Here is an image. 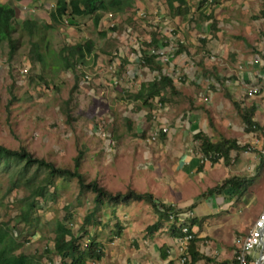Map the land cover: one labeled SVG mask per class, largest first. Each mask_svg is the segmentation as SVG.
I'll use <instances>...</instances> for the list:
<instances>
[{"label": "rangeland", "instance_id": "rangeland-1", "mask_svg": "<svg viewBox=\"0 0 264 264\" xmlns=\"http://www.w3.org/2000/svg\"><path fill=\"white\" fill-rule=\"evenodd\" d=\"M0 1L11 3L15 9V23L13 22L15 30L12 35L17 40L9 59L8 46L5 40H0V143L9 148L23 146L33 156L49 160L56 166L70 168L73 156L82 149L83 154L78 169L86 180L94 178L111 192H122L128 187L134 189L131 174L141 170L138 167L141 161L131 148L125 150L124 145L120 148L119 142L112 138L121 132L124 133L126 129V121L117 112L126 114L124 116L129 118L131 129L143 122L150 123V120L139 119L135 114L139 113L135 108L136 102H132L129 111H126L127 100H123L125 103L120 104L118 111L115 108L119 103L112 106L108 102V94L112 88H117L118 91L120 88L129 87L124 80L129 75L130 66H143L138 61L137 54L129 47V39L133 36L130 28L138 31L141 21L150 14L145 11V6L135 4V2L140 4V1L143 3V0H124L118 11H112L110 18L104 17L107 10L101 11V22L97 26L93 25L91 15L75 16L72 23H67L64 19L61 22L51 20L48 17V9L42 4L52 0ZM37 2H40L38 6L35 5ZM139 11H142L143 15H140ZM24 17L36 19V33L32 34L31 38L40 39L38 45L42 57L40 61L34 58L33 52L29 49V37L25 30L20 29L22 27L19 23ZM111 22L113 25H110ZM254 30L255 43L250 46L249 52L255 50L254 45L264 49V18L256 19ZM100 31H104V34L99 33ZM84 38H89L92 42V51L82 61H78L74 68H65L61 54H58L59 48ZM118 55L126 58L124 67L119 68V74L115 70L118 69L119 64ZM207 57V62L215 65L214 68L224 62L222 59H216L214 55ZM242 58L243 55L238 58L227 55L225 58L227 66L221 67V69L225 68V85L222 84L223 74L220 76L222 78L214 79L209 85L214 102L216 99L220 102L214 103L216 105L214 110L211 106L208 110L211 111L210 115L215 113L219 120L225 116V123L229 121L225 126V133L228 131L229 136L239 139L238 143L246 144V149L240 151L254 153L256 159L252 158L250 162H255L258 159V144L254 139L264 135V80L244 78L245 82H256L260 85V91L254 96L245 95L242 86L233 81L237 70L241 69L244 72L255 69L256 71L260 66H237L238 63H242ZM190 60L191 58L185 59L176 66H191L193 62ZM161 64L166 67L171 66L165 60V56L161 57ZM165 69L173 71L170 67ZM187 72L175 71L172 75L176 81L187 83V87L182 91L190 96L196 88L190 79L192 70ZM138 73L141 78L147 75ZM85 74L89 77L85 78ZM131 80L128 78L127 81L133 86L135 76ZM229 80L233 81L234 87H231L232 82L227 83ZM225 89L241 105L256 103L253 118L262 127V131H248L243 128L230 100L223 95ZM10 92L13 97H10ZM230 123L236 125L237 129L232 130ZM123 137L125 136L122 135L119 140ZM135 139L130 138V141L134 142ZM146 139H149L148 134ZM237 154L233 152V159ZM11 168L0 161V225L6 226L9 232L13 233L18 244L16 251L26 253L32 261L31 264L56 262L57 257L50 248L55 235V224L59 220L64 221L73 232L81 234L77 241L82 246L87 241V234H91L93 237H99L105 249L113 250L115 247L111 258L109 255H103L100 262L88 259L86 264H117L116 256L128 259L132 258V252L138 251V244L137 246L133 244L137 241L129 240L131 228L123 231V226L120 229L122 236L112 247L108 244L111 239L109 236L117 229L114 222L124 221L128 217L135 218L137 227L132 229L139 235L141 229L144 230V225L151 221L148 204L133 201L131 205L125 207L119 202L110 209V202L105 201L92 216V223H86L85 230H81L79 226L84 215L91 209L93 194L84 189L79 190L74 178L54 175L52 183L43 190L42 195L34 197V206L27 219H23L21 212L30 199L29 191L21 183L11 182ZM32 169L33 167L30 168ZM249 172L252 173L253 170L246 168L245 174ZM45 173L43 167L36 170L38 178L44 177ZM232 203L237 206L238 212L237 229L230 231V236L236 238L234 242L236 246L239 239L252 226L257 215L264 209V165L245 193L234 199ZM124 207L127 212L130 211L129 215L122 214L120 209ZM65 216L68 218L64 219ZM260 240L261 242L249 252L248 264H254L255 258L257 257L258 260L262 255L260 261L264 264V230Z\"/></svg>", "mask_w": 264, "mask_h": 264}, {"label": "crops", "instance_id": "crops-1", "mask_svg": "<svg viewBox=\"0 0 264 264\" xmlns=\"http://www.w3.org/2000/svg\"><path fill=\"white\" fill-rule=\"evenodd\" d=\"M166 2V0H143L140 4L135 2L136 5L145 6V11L150 14L141 21L138 31L130 28L133 36L129 39V47L134 50L138 59L139 46L143 45V42H149L152 37L158 50H161L159 55L165 56V60L171 65L168 67L173 71L166 70L165 68L168 67L162 66L160 61L163 72H170L176 91L166 90L164 99L160 100L156 95L149 98L148 103L143 102L141 97H133V92H136L142 83L150 80L157 70L150 66H130L129 75L124 80L129 87L120 88L118 91L117 88H112L108 94V102L112 106L119 103L115 108L118 111L123 100H127L126 111H129L132 102H136L135 108L139 113L135 114L139 116V119L149 118L150 123L143 122L131 129L129 118L124 116L126 114L117 112L126 121V129L124 133L112 135V138L119 142L120 148L122 145L125 146V150L131 148L141 161L138 165L141 170L131 174L136 191H149L161 201L171 204L179 212L177 219H185L186 209L191 210V216L187 220L195 236V247L207 257V259L200 257L192 264H234L233 250L236 247L234 245L236 238L230 236V231L237 229L238 225L237 206L232 203L234 196H229L228 189L222 192H206V189L221 182L228 175H247L245 169H253L257 161L250 162V160L256 157L252 152L248 154L238 151L233 159L234 151L232 150L227 162L221 158L215 161H210L208 158L202 159L198 140L193 134L201 130L211 139H217L219 136L232 137L227 134L228 131L225 133V126L229 122L225 123V116L219 120L215 113H211L212 117L211 111L208 110L210 106L214 110L216 108L214 103L220 102L217 99L214 102L209 85L214 79L222 78L220 77L222 74L224 76L222 84L225 85V68L221 69V67L227 66L225 62L227 55L237 58L243 55L242 63H238L240 66H260V69L256 71L254 69L243 72L238 69L233 79L234 83L237 84V79L244 80V78L264 80V70L261 68L262 58L259 55L262 54L263 49L254 45L255 50L249 52L250 46L253 42L255 43L256 19L264 18L257 15L261 0H212L211 2L171 0L170 4L174 9L172 11L169 10ZM39 4L40 2H37L35 5ZM100 22L101 18L97 24ZM213 55L216 59L224 60L216 68H214L215 65L207 62V56ZM188 58H191L190 62H193V65L176 66ZM254 58L258 60L253 61ZM120 67L124 66H118V69ZM118 69L115 68L119 74L120 69ZM189 70H192L190 79L196 88L190 96L182 91L187 87V83L176 81L172 75L175 71ZM138 72L147 75L141 78ZM186 74L188 75V72ZM134 76L135 83L131 86L127 80L128 78L131 80ZM233 81L229 80L227 83L232 82L231 87H234ZM180 87L182 88L179 89ZM225 91L228 90L225 89ZM225 91H223L224 96ZM202 96L206 98L203 99ZM148 124H150L149 127ZM161 124H166V130L158 131L153 139H146L147 134L149 135ZM230 127L233 128L232 130L237 129L233 123H230ZM122 135L125 137L119 140ZM130 138L136 139L133 142ZM133 201L125 204V207L131 205ZM139 201L141 200L137 202ZM147 206L150 208L151 221L144 225V230L141 229L140 236L134 231L137 227L135 218L118 220L120 229L124 226L123 231L131 228L129 240L137 241L133 244L135 246L138 244V251L132 252V258L128 259L116 256L117 264H177L174 250L175 235L171 232V223L167 219H162L157 229L152 232L145 231V226L158 218L157 211L150 204ZM125 207L120 210L122 214L129 215L130 211L127 212ZM148 208H145L146 211ZM110 209H113L112 204ZM132 227L135 228L132 229ZM120 229L109 236L111 238L108 242L111 245L109 247H112L122 236ZM89 235L91 234H87V237ZM94 238L99 241L102 249L100 258L94 260L100 262L103 255H109L111 258L115 247L113 250L105 249L99 237L94 236Z\"/></svg>", "mask_w": 264, "mask_h": 264}, {"label": "trees", "instance_id": "trees-1", "mask_svg": "<svg viewBox=\"0 0 264 264\" xmlns=\"http://www.w3.org/2000/svg\"><path fill=\"white\" fill-rule=\"evenodd\" d=\"M53 7L48 10V17L53 21L61 22L63 19L67 23L74 22L75 16L91 15L93 25H97L100 18L101 11H118L120 5L124 0H52ZM167 6L170 11L174 10L170 4L171 0H166ZM178 11V9H176ZM258 16L264 17V0H261L260 8L258 9ZM14 19V7L11 3L6 1H0V40H5L8 46L7 58L11 57V53L17 42L12 33L15 30ZM17 24V23H16ZM19 25L21 31L25 30L28 35L29 49L34 54V58L37 61L41 60V53L38 51L39 40L38 38H31L32 34L36 33V19L23 18ZM35 31V32H34ZM99 33L104 34V31ZM143 45L139 46L138 61L143 66H150L157 70V73L148 81L142 83L136 92H133V97H141L143 102H147L149 98L158 96V98L164 99V92L166 90L175 92L174 84L172 83V77L170 72L162 70L160 66L161 55L158 53V46L155 44L154 39L151 37L149 42H143ZM149 48H153L155 51H149ZM92 51V42L89 38H84L81 41H77L73 44H64L59 50L58 54H61L63 66L65 68H74L78 61L90 54ZM261 55L262 65L264 70V55ZM119 60L118 66H123L126 58L122 55L117 56ZM10 90V86H9ZM225 96L230 100L232 106L236 110L239 118L243 124L245 130H260L262 127L253 118V113L256 108L255 102H250L247 105H241L238 101L233 99L228 91H225ZM10 97H13L10 92ZM148 103V102H147ZM193 136L198 140V149L201 155L208 158L210 161H215L219 158L224 161H228L230 158V151L237 153L241 149H245L246 144H240L235 138L219 136L217 139H211L210 136L203 131H196ZM83 150L79 149L72 158V166L60 167L54 165L51 161L42 157L33 156L23 146L18 148H9L0 143V161L6 166H11L12 175L11 182L21 183L29 191V197L25 207L21 212V217L27 219V216L34 206V197L42 195L44 189H46L52 183V177L54 175L64 176L67 178H74L79 190L90 191L92 196L91 209L84 215L82 224L79 226L81 230H85L84 225L86 223H92L91 218L98 208L106 201L110 202L113 206L119 202L127 204L133 200H141L150 204L158 213L157 220L147 224L145 231L152 232L160 225L162 219H167L168 211L174 207L171 204L165 203L156 198L149 191H136L133 188H126L124 191L111 192L105 187L100 185L96 179L86 180L83 173L79 171L78 167L80 159L82 158ZM12 163L15 165H12ZM264 165V156H259L256 164L253 166V172L247 175L231 174L226 176L221 182L208 187L206 192H222L224 189H228L229 196H234V199H238L242 196L247 187L257 177ZM33 167L32 170L30 168ZM39 167H43L46 171L44 177H37L36 170ZM68 218V216H65ZM98 219H96L97 221ZM118 232L121 225L118 222H114ZM189 225V223H188ZM171 232L174 235L179 234V230L171 224ZM81 234L73 232V230L66 226L64 221H57L55 224V235L53 238L51 252L57 257L56 262L50 264H86L88 259H98L102 255V249L100 243L93 235L87 237V241L82 246L77 241V238ZM195 236L189 241L188 244V259L185 264H192L196 259L207 257L200 253L194 244ZM18 244L6 226L0 225V264H31L32 261L29 256L22 252L16 251ZM250 260V255H247V261Z\"/></svg>", "mask_w": 264, "mask_h": 264}, {"label": "built area", "instance_id": "built-area-1", "mask_svg": "<svg viewBox=\"0 0 264 264\" xmlns=\"http://www.w3.org/2000/svg\"><path fill=\"white\" fill-rule=\"evenodd\" d=\"M207 1L211 2L212 0H207ZM53 5H54L53 1H46L44 3V7L47 8L48 10L52 8ZM138 13L140 15H143L142 11H139ZM111 16H112V11L107 10V12L104 13L105 18H110ZM110 25H113V22H111ZM149 51L153 52L155 50L153 48H149ZM158 53L161 54V50H158ZM261 53L262 55H264V49L261 51ZM257 60H258L257 58L253 59V61H257ZM237 66L240 65L238 64ZM84 77L88 78L89 76L85 74ZM237 83L242 86V90L244 94L247 95L248 97H252L260 91V85L256 82H245L243 80L237 79ZM202 98L205 99L206 97L202 96ZM165 130H166V126L161 124L156 128H154L149 133L148 137L149 139H153L155 138L158 131L163 132ZM254 142L258 144L257 147L258 157L264 156V135L261 136L259 139H254ZM200 158L203 159L206 157L201 155L200 153ZM185 212L187 213V217L182 220L177 219L176 216L179 215V212L176 210V208H173L167 213V220L171 224H173L180 232L179 234L174 236V243H175L174 250H175V255H176L175 258L177 264H185V262L187 261L189 256L188 244L191 238L193 237V231L189 227L187 220V218L191 216V210L186 209ZM263 222H264V209H262V211L257 215L252 226L248 229L247 233L238 241L236 247L234 248L233 250L234 264H248L247 255H249V252L254 248V246L259 244V241L263 233L262 230Z\"/></svg>", "mask_w": 264, "mask_h": 264}, {"label": "bare ground", "instance_id": "bare-ground-1", "mask_svg": "<svg viewBox=\"0 0 264 264\" xmlns=\"http://www.w3.org/2000/svg\"><path fill=\"white\" fill-rule=\"evenodd\" d=\"M262 230H264V222H263ZM262 230H261V231H262ZM260 242H261V240L259 241V243H260ZM262 257H263V255H262ZM262 257H259V258H258V260H257V262H256L257 264H261L260 259H261Z\"/></svg>", "mask_w": 264, "mask_h": 264}, {"label": "water", "instance_id": "water-1", "mask_svg": "<svg viewBox=\"0 0 264 264\" xmlns=\"http://www.w3.org/2000/svg\"><path fill=\"white\" fill-rule=\"evenodd\" d=\"M256 258H257V257H256ZM256 258H255V262H254V264H257V263H256V261H257V259H256Z\"/></svg>", "mask_w": 264, "mask_h": 264}]
</instances>
